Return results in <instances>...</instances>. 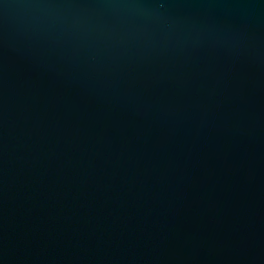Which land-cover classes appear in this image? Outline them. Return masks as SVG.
Masks as SVG:
<instances>
[{
	"label": "water",
	"instance_id": "1",
	"mask_svg": "<svg viewBox=\"0 0 264 264\" xmlns=\"http://www.w3.org/2000/svg\"><path fill=\"white\" fill-rule=\"evenodd\" d=\"M0 264H264V0H0Z\"/></svg>",
	"mask_w": 264,
	"mask_h": 264
}]
</instances>
